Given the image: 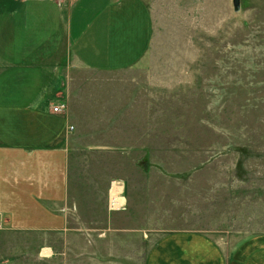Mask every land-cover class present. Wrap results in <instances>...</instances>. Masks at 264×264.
I'll list each match as a JSON object with an SVG mask.
<instances>
[{
    "label": "rangeland",
    "instance_id": "rangeland-1",
    "mask_svg": "<svg viewBox=\"0 0 264 264\" xmlns=\"http://www.w3.org/2000/svg\"><path fill=\"white\" fill-rule=\"evenodd\" d=\"M241 3L238 29L199 47L169 43L131 70L73 72L71 195L87 222L44 264H144L181 231L229 249L264 235V0ZM116 188L122 210L110 206Z\"/></svg>",
    "mask_w": 264,
    "mask_h": 264
},
{
    "label": "crops",
    "instance_id": "crops-1",
    "mask_svg": "<svg viewBox=\"0 0 264 264\" xmlns=\"http://www.w3.org/2000/svg\"><path fill=\"white\" fill-rule=\"evenodd\" d=\"M246 17L233 0H0V264H44L62 254L60 239L84 233L71 195L76 128L69 107L53 112L68 102L73 72L131 70L155 48L199 47ZM144 264H264V235L229 249L174 232Z\"/></svg>",
    "mask_w": 264,
    "mask_h": 264
},
{
    "label": "built area",
    "instance_id": "built-area-1",
    "mask_svg": "<svg viewBox=\"0 0 264 264\" xmlns=\"http://www.w3.org/2000/svg\"><path fill=\"white\" fill-rule=\"evenodd\" d=\"M57 1H59V2H67L68 0H57ZM67 109H68L67 104L66 103H61V104H58V105L53 107V112L54 113L63 114V113H66ZM112 187H113V185H112ZM110 192H111V190H110ZM119 196H121V194H119ZM110 206H111L112 210H122L124 208V206H125V203L124 202H120V201L112 202V199L110 197Z\"/></svg>",
    "mask_w": 264,
    "mask_h": 264
},
{
    "label": "water",
    "instance_id": "water-1",
    "mask_svg": "<svg viewBox=\"0 0 264 264\" xmlns=\"http://www.w3.org/2000/svg\"><path fill=\"white\" fill-rule=\"evenodd\" d=\"M233 7L235 12L241 11V0H233Z\"/></svg>",
    "mask_w": 264,
    "mask_h": 264
},
{
    "label": "bare ground",
    "instance_id": "bare-ground-1",
    "mask_svg": "<svg viewBox=\"0 0 264 264\" xmlns=\"http://www.w3.org/2000/svg\"><path fill=\"white\" fill-rule=\"evenodd\" d=\"M113 191H114V198H113V199L111 198V199H112V202H117V201H118V200H117V196L120 194V193L117 194V192L119 191V189L116 188V189H114ZM112 197H113V196H112ZM113 200H114V201H113ZM122 200H124V199H123V198H120L119 201L122 202Z\"/></svg>",
    "mask_w": 264,
    "mask_h": 264
}]
</instances>
